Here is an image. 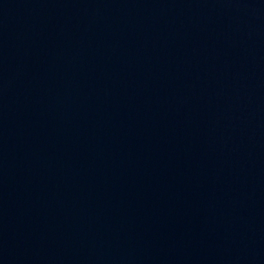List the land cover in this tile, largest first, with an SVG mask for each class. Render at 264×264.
Listing matches in <instances>:
<instances>
[{"label":"water","instance_id":"95a60500","mask_svg":"<svg viewBox=\"0 0 264 264\" xmlns=\"http://www.w3.org/2000/svg\"><path fill=\"white\" fill-rule=\"evenodd\" d=\"M0 264H264V0H0Z\"/></svg>","mask_w":264,"mask_h":264}]
</instances>
